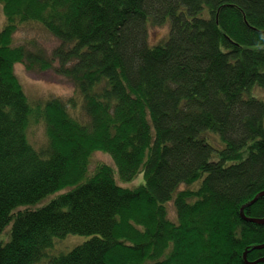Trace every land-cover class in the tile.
<instances>
[{"label":"trees","instance_id":"trees-1","mask_svg":"<svg viewBox=\"0 0 264 264\" xmlns=\"http://www.w3.org/2000/svg\"><path fill=\"white\" fill-rule=\"evenodd\" d=\"M0 3V235L12 225L0 264H38L68 235L90 239L50 264L264 258L254 249L264 224L241 216L264 191V100L254 95L264 89V0ZM167 23L169 36L151 45L149 26ZM28 24L59 45L13 46ZM18 63L54 69L75 95L31 103ZM40 122L47 142L35 147L28 132ZM96 152L114 166L89 173ZM139 176L138 187L119 183ZM245 213L264 219V197Z\"/></svg>","mask_w":264,"mask_h":264},{"label":"rangeland","instance_id":"rangeland-1","mask_svg":"<svg viewBox=\"0 0 264 264\" xmlns=\"http://www.w3.org/2000/svg\"><path fill=\"white\" fill-rule=\"evenodd\" d=\"M6 16L4 13V6L0 3V31L6 25ZM170 33L169 23L154 27L149 26V41L151 45H158L163 42ZM30 41H37L41 46L46 48L49 52L59 45V41L54 38L51 34L45 31L40 25L28 24L24 25L14 36L13 46H20L22 44H27ZM15 73L21 82L26 95L31 103H35L40 100L52 98V97H63L70 98L75 95V85L74 83L65 76H61L55 72L54 69L47 71L40 70H29L25 64L18 63L15 66ZM254 95L264 100V89L256 88L254 90ZM74 115L80 116L81 119L84 118L83 112L81 110V105H77L73 110ZM213 143L215 146L219 147V140L216 136H204ZM28 140L35 147H41L47 142L46 127L44 123L40 122L34 124L30 127L28 132ZM110 164L114 166L112 157L103 152H96L91 157L89 173H92L96 167L100 164ZM143 177L139 176L127 184L119 180L120 184H124L125 187L135 188L141 185ZM188 186H182V188H187ZM197 189V185L193 186ZM47 200V199H45ZM43 200L41 205H36L31 207L32 209L40 208L46 204ZM170 215L172 218L176 216V210L172 203L169 204ZM12 225H10L1 235L0 244L8 242L11 238ZM89 236L85 235H68L65 238L57 239L54 246L47 250V256L44 257L38 264H50V258L53 256H59L68 253L73 248L78 245L83 244L89 240Z\"/></svg>","mask_w":264,"mask_h":264},{"label":"water","instance_id":"water-1","mask_svg":"<svg viewBox=\"0 0 264 264\" xmlns=\"http://www.w3.org/2000/svg\"><path fill=\"white\" fill-rule=\"evenodd\" d=\"M261 197H264V191L259 193L252 201H250L249 203L245 204L242 209H241V216L248 222H253V223H258V224H264V219H254V218H250L246 215L245 213V210L246 208L252 206L254 203H256ZM254 249H264V244L262 245H258V246H255ZM246 254L245 253V262L246 264H258V263H261V262H264V258L263 259H260V260H257V261H254V262H250L247 260V257H246Z\"/></svg>","mask_w":264,"mask_h":264}]
</instances>
